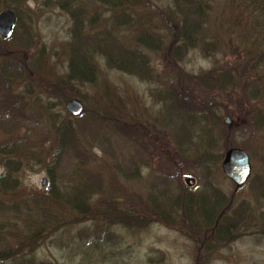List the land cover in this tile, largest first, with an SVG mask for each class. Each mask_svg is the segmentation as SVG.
I'll list each match as a JSON object with an SVG mask.
<instances>
[{
  "label": "rangeland",
  "instance_id": "374dc122",
  "mask_svg": "<svg viewBox=\"0 0 264 264\" xmlns=\"http://www.w3.org/2000/svg\"><path fill=\"white\" fill-rule=\"evenodd\" d=\"M197 2L205 10L204 38L184 47L179 62L142 49L152 71L138 78L109 68L90 48L94 80L87 84L68 81L73 51L82 54L77 40L106 28L126 47L144 32L166 43L167 27L149 10H174L173 0H146L143 12L96 0H0V12L8 8L17 17L12 35L0 37V64L8 73L11 61L19 71L8 74L10 89L0 93V264H14L8 252L31 264H264V122L255 124L264 114V0ZM122 13L133 22L116 27ZM180 70L214 74L235 92L233 100L216 89L199 95L200 102L222 104L209 161L189 150L188 139L177 141L160 105L181 90ZM8 96L15 103L6 112ZM70 100L83 105L80 116L66 112ZM63 123L100 180L86 218L64 197L83 172L78 157L60 146ZM186 136L193 143L200 133ZM231 148L243 149L252 169L237 190L221 170ZM165 194L177 202H163Z\"/></svg>",
  "mask_w": 264,
  "mask_h": 264
},
{
  "label": "trees",
  "instance_id": "16d2710c",
  "mask_svg": "<svg viewBox=\"0 0 264 264\" xmlns=\"http://www.w3.org/2000/svg\"><path fill=\"white\" fill-rule=\"evenodd\" d=\"M96 1L104 7H110L112 9L118 8L122 12H126L127 9H129L131 12H135L136 10H141L143 12L147 9L146 0ZM173 2L176 7L174 10L160 11L157 10L155 6L149 10L151 17L152 15H158L161 18L163 25L167 27L165 28L167 36L169 37L168 42H166L167 44L162 39V36L144 32V34L141 33L138 35L135 41V49L126 47L122 45V42L119 41L115 31L105 28L102 30L103 32H97L99 33L97 35L87 37L82 41L81 39L76 41L77 47L75 49H80L82 54H78L77 56V53L73 51V56L71 57L69 63L70 71L68 74V81L70 82L73 80L87 84L93 83L94 74L92 71V62L88 61V55L91 49V53L94 55L98 53L99 57L105 61L109 68L127 75L137 76L138 78L143 77L145 74H149L152 71L150 63L142 52V49H146L152 53L163 51L170 63L179 62L185 53L186 48L184 47L201 43L203 41L204 34L201 26L204 22L205 10L198 4L199 1L197 2V0H173ZM76 13L78 14V10L75 12V14ZM127 13L130 12L127 11ZM149 13H143L142 15L147 16ZM123 16L124 13L113 19V24L116 27L126 26L133 22L132 18L128 14L126 18H123ZM150 20L151 18L148 19V21ZM141 23L144 24L146 22H140L138 24L141 25ZM80 36L81 35L78 34V37L74 36V39H77ZM7 63L8 70H10L8 73H6V64H0V84H4V88L2 89L5 90H0V93H2L3 96L7 94L10 89L9 84L11 79L9 75L13 73H19L18 69L13 67V63H11V61H8ZM171 69H179V67H172ZM178 74L180 76L181 84L179 85V88L181 90L177 91L172 96L168 95L166 100L161 102L160 105H163L164 108L168 110L172 118H170L171 130L175 134L180 135V138L178 137L177 141L181 142L182 138H184L183 141L188 139L190 141V143L187 142L189 145V150H193L196 153L200 152L199 154H201V159L203 161H209L211 154H209L207 150L212 148L217 142L216 137H212L211 134L216 130V127L219 126V122L216 121V114L220 111L222 104L218 102H200L198 101L199 95L202 89L205 92H210L216 89L220 92L221 96L224 95L221 92H224L227 94L230 100H233L232 94L235 93L234 89L229 88L228 81L224 83L214 74H207L203 76L186 75V73H182L181 70L178 71ZM226 86L228 87L226 88ZM257 92L259 93V91ZM159 95L160 97L163 96L161 93H159ZM183 96L188 99L185 101L186 105L181 104V101H183ZM5 99L4 107L6 112H8V105H13L15 101H11L10 96ZM176 104H179L177 107L185 109L186 112H181L176 109ZM14 108L16 109V107ZM11 109L13 110V107ZM102 112L106 113V111ZM100 115L104 118V120H112V122H114L112 118L108 119L103 115V113H98L96 116L100 119ZM259 122H264V114L263 116H255V124ZM194 129L199 130L200 136L198 140L192 143L191 139L186 135L188 134V131L193 132ZM73 136L72 128L69 124L63 123L61 126H59L58 138L60 146L63 149H70L73 154L72 156L78 157L79 164L83 172L76 180L77 183L71 187L70 194L67 192L65 194L66 196L64 195V197L67 203L71 206L72 210L77 212V214H85L84 216H81L83 218L86 216L87 211L90 208L88 196L94 187L99 189L100 180L98 176L92 174L90 171H88L89 169L86 168L87 165H89L87 162L90 160V157L85 155V152L81 146L74 143L77 140ZM65 142H68V144H65ZM69 143H71V147H66L69 146ZM182 143L179 145L180 147H182ZM65 151L67 150L65 149ZM59 152L62 151L60 150ZM218 200V198L212 201L210 200L212 202V204L209 206L211 211L215 209V205ZM148 201L155 203L157 200L149 197ZM163 202H177V200L165 194ZM153 205L155 208L157 206H161V204L157 202ZM104 208L108 210L109 206L107 205ZM44 220L45 222L52 221V219L49 221L47 219ZM221 231L219 232L220 234H222ZM227 235L228 234L225 236ZM7 255L8 260H11L14 262V264H31L29 260H25L23 257L22 259H18V256L16 257L15 254L12 253L9 254V252ZM5 258L7 257H4V259Z\"/></svg>",
  "mask_w": 264,
  "mask_h": 264
},
{
  "label": "water",
  "instance_id": "95a60500",
  "mask_svg": "<svg viewBox=\"0 0 264 264\" xmlns=\"http://www.w3.org/2000/svg\"><path fill=\"white\" fill-rule=\"evenodd\" d=\"M17 22L15 13L10 9H4L0 12V37L9 38ZM65 110L70 115L77 117L83 112V105L77 100H70L65 104ZM229 124V119L224 121ZM222 173L234 185L235 189L241 188L251 176V164L248 154L239 148H231L224 154L221 163ZM187 184H193L192 179H188Z\"/></svg>",
  "mask_w": 264,
  "mask_h": 264
}]
</instances>
